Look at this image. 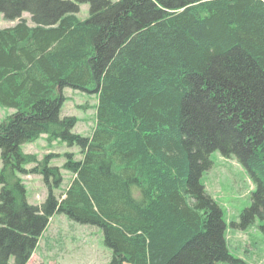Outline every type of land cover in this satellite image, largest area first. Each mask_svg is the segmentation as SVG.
Returning <instances> with one entry per match:
<instances>
[{
    "label": "trees",
    "instance_id": "obj_1",
    "mask_svg": "<svg viewBox=\"0 0 264 264\" xmlns=\"http://www.w3.org/2000/svg\"><path fill=\"white\" fill-rule=\"evenodd\" d=\"M88 4V16L78 18ZM0 264H26L49 219L97 226L107 264H246L201 182L218 151L254 184L233 228L264 219V0H0ZM26 12L32 25L22 17ZM96 96L89 136L64 88ZM76 146L62 169L21 145ZM37 163L27 170V164ZM47 189L27 202L18 174Z\"/></svg>",
    "mask_w": 264,
    "mask_h": 264
},
{
    "label": "rangeland",
    "instance_id": "obj_2",
    "mask_svg": "<svg viewBox=\"0 0 264 264\" xmlns=\"http://www.w3.org/2000/svg\"><path fill=\"white\" fill-rule=\"evenodd\" d=\"M88 8V4L80 5L78 18L85 19L88 16ZM22 17L32 25L28 13L24 12ZM16 22L17 20H6L0 12V28L11 27ZM62 94L65 100L61 106L60 117H76L77 122L72 131L89 136L95 121V94L69 87L64 88ZM14 112L11 108L0 106V122ZM47 138L46 134L40 135L35 141L22 144L21 151L34 154L39 163L49 156L48 165L60 168L62 183L59 189L54 190V193L60 196L72 177L70 172L61 168L65 161L64 154L71 152L76 159L80 155L76 146H66L58 140L48 141ZM210 159L212 165L202 173L201 182L222 209L223 218L227 223L229 252L247 264H264V219L256 218L252 224L241 230L230 226V222L236 220L239 213L251 202L253 185L247 171L236 159L225 158L218 151H213ZM36 164L30 163L25 167L29 170ZM1 168L0 159V170ZM18 176L24 186L28 203L39 205L44 201L47 189L40 174L27 173ZM110 259L111 250L105 246L99 227L79 224L67 219L63 214H55L49 219L34 253L26 264H107Z\"/></svg>",
    "mask_w": 264,
    "mask_h": 264
}]
</instances>
